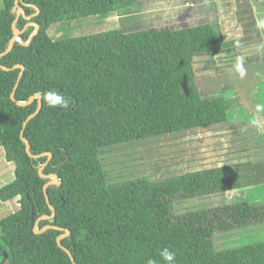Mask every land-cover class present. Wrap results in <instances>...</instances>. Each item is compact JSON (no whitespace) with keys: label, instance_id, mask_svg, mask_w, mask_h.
Instances as JSON below:
<instances>
[{"label":"trees","instance_id":"trees-1","mask_svg":"<svg viewBox=\"0 0 264 264\" xmlns=\"http://www.w3.org/2000/svg\"><path fill=\"white\" fill-rule=\"evenodd\" d=\"M140 1L146 0H2L0 54L14 27L19 34L0 57V148L14 165L0 202L16 199L18 209L0 220V264H164L159 252L165 247L176 253V264H264V241L223 251L212 241L216 233L264 224V202L175 213L177 203L240 189L235 165L107 181L101 149L218 125L239 106L223 95L203 98L195 84L194 58L225 52L207 23L57 41L48 35L52 24ZM51 90L69 98L70 107L49 108L43 93ZM35 94L42 106L23 131L26 151L20 132L38 100L19 102ZM46 162L41 173L58 178L46 189L48 202L43 187L50 180L39 174ZM66 230L60 244L73 261L57 243Z\"/></svg>","mask_w":264,"mask_h":264},{"label":"rangeland","instance_id":"rangeland-1","mask_svg":"<svg viewBox=\"0 0 264 264\" xmlns=\"http://www.w3.org/2000/svg\"><path fill=\"white\" fill-rule=\"evenodd\" d=\"M1 4L2 0H0V6ZM150 4L144 5L142 8L136 7L132 10L133 12L136 11V20H138L136 22H138L139 26L133 24L134 21H130V19L129 22L127 21L128 19L124 20L119 17L103 15L94 18L78 19L70 23L52 24V28L50 27L51 30L49 29L50 34L48 32V35L50 38H60L59 40H61L113 29L133 32L149 28L152 23L156 24L158 28L170 26V24L173 25L172 27L177 28L178 25L188 22V12L183 14L182 7L180 9L179 5H171L169 2H166L160 9V4L156 2H150ZM145 10L150 14L149 16L144 12ZM177 10L179 12L173 18L169 19V15ZM126 18L129 17L126 16ZM123 20L124 27L122 28ZM167 20L168 22H176L166 24ZM194 21L196 22L197 20L195 19ZM59 28L61 30L54 36V32ZM239 49H242V47ZM237 57H242L241 51H233L228 56L223 55L214 58L200 57L193 60V68L196 72L195 84L201 96L207 98L223 95L224 97L236 100L239 106L241 102L245 104H254L257 102L256 105L264 106V64H250V61H243L244 75L241 76L234 68ZM251 61H254V59ZM247 87H255L256 94H259V96L256 94H253L252 97L248 96L246 94ZM239 91H244V93L240 94ZM258 98L262 104L257 101ZM262 110H258V116L263 119L264 108ZM254 119L257 120L256 116H253ZM250 130L251 127L249 125L234 130L232 134L238 138L239 144L229 142L230 138L222 134L228 133L230 135L231 131L229 129L225 131L223 129L217 131L212 128L192 129L106 147L99 151V158L101 159L109 183L121 182L138 177L160 180L178 176L186 172L200 170L214 163L229 162L239 167L242 181L244 182V186L247 187L254 181V175L258 172L257 168L259 167L260 170L264 169V144L261 143V141L264 142V137L262 140H254L249 135ZM220 135L224 136L220 137ZM234 139L232 138V140ZM13 177L14 165L5 160L3 150L0 148V186L11 182ZM251 189L247 190L246 188L242 192L238 191L235 196H232V194L224 196L212 195L180 202L175 205V213L181 214L192 210L211 208L229 204L231 201L236 200H246L248 202L256 198H264V187L262 191L255 188ZM255 195L258 196L256 197ZM16 210V200H10L2 208L0 218L10 215ZM237 236L241 238V235ZM238 237H232L230 239L236 241ZM259 241H264V239ZM223 242L226 241L224 239H218V244L221 245Z\"/></svg>","mask_w":264,"mask_h":264},{"label":"crops","instance_id":"crops-1","mask_svg":"<svg viewBox=\"0 0 264 264\" xmlns=\"http://www.w3.org/2000/svg\"><path fill=\"white\" fill-rule=\"evenodd\" d=\"M186 1L188 0L140 1L131 8L120 10L116 13L108 14V16H114L116 18L119 17L121 19L123 18L124 20L128 19L127 21H129L130 19V21L132 20L134 21L133 24H135L136 26L137 25L139 26L138 22H136L138 21L136 20V16H137L135 14L136 11L135 12L132 11L136 7L142 8L144 7V5H151L150 2H156L160 4V9L163 7V5L166 2H169V4L171 5H177V6L179 5L180 9L182 7L183 12L182 11L181 12L183 14L185 12H188L189 19H188V22L185 23V25L195 26V25L207 23L217 32L222 48L225 49V52L223 54H220L219 56H213V58L220 57L223 55L228 56V54L233 53V51L237 50L239 52L241 51L243 61L245 62L250 61V64H253V63L264 64V0H189L188 2ZM145 2H148V3H145ZM144 12H146L147 16L150 15L147 12V10H145ZM178 12L179 10L173 11L171 15H169V19L173 18L175 14H177ZM98 16H103V15H98ZM126 16H128L129 18H126ZM94 17L96 16H92L88 18H94ZM83 19H86V18H83ZM195 19L197 20L196 22L194 21ZM124 20H123L122 28L124 27ZM168 20L166 21V24L172 22V21L168 22ZM70 22H73V21H70ZM70 22H66V23H70ZM175 22L176 21H173L172 23H175ZM60 24H63V23H60ZM172 26L173 25L170 24V27ZM149 27L158 28L156 24H153V23ZM165 27H168V26H165ZM49 29H48V32L50 34ZM60 30L61 28L57 29L53 35L56 36ZM51 39L53 41H57L60 38H57V39L51 38ZM240 47H242V49H239ZM196 58H200V57H196ZM253 59L254 61H251ZM239 92L240 94L244 93V91L243 92L239 91ZM256 93L257 92L255 91V87L246 88V94L248 96L252 97V95ZM256 95L259 96V94H256ZM228 99H231V98H228ZM257 101H259L262 104L259 98ZM256 104L257 102L254 104L253 103L245 104L244 102H241L238 108L230 109L228 111L227 120L225 122L218 124V125L206 126V127H201L197 129H211L212 128L217 131L221 129H223L224 131L229 129L231 131L230 135H228V133H222V134H225L226 137L230 138L229 142L233 144L236 142L239 144L240 142L238 138L234 137L232 133H234V130L238 128H244L249 125L251 127L249 135L254 140H257V139L262 140V138L264 137V118L262 119L258 116L259 112H258ZM261 111L263 110L261 109ZM253 116L254 117L256 116L257 120L255 119L253 120ZM223 136L224 135H220V137H223ZM232 138H235V139L232 140ZM261 143L264 144V142L262 141ZM222 165H234V164H230L229 162H224V163L218 162V163H214L209 166H205V168L222 166ZM235 166H236V172L238 173L239 178L242 180L241 175L239 173L240 172L239 167L237 165ZM257 169H258V172L256 173V175H254V181H252L250 185L245 187L244 182L242 181V187L238 190H235L236 192L229 191V192H225L219 195L224 196L227 194H232V196H235V194L238 191L242 192L246 188L247 190H252L251 188H255V189H260V191H262L264 187V169L260 170L259 167ZM255 196L257 197L258 195H255ZM238 202H246V200L231 201L229 204H234ZM248 202L251 204L261 203V202H264V198L263 199L256 198L254 200H249ZM6 203L7 202L5 203L0 202V217H1L2 208L6 206ZM17 209H18V205H17ZM1 219L2 218H0V220ZM237 235H241V238L238 237ZM232 237H238V239L234 241L230 239ZM218 239H224L226 242H223L220 245L218 244ZM261 239H264V224L252 226L248 228H243V229H238V230H233V231H228V232L216 233L214 234L212 241H213V245L216 251H223V250L240 247V246L247 245V244L261 242L259 241Z\"/></svg>","mask_w":264,"mask_h":264},{"label":"water","instance_id":"water-1","mask_svg":"<svg viewBox=\"0 0 264 264\" xmlns=\"http://www.w3.org/2000/svg\"><path fill=\"white\" fill-rule=\"evenodd\" d=\"M17 18H18V15H17V17H16V20H17ZM16 20H15V22H16ZM15 22H14V23H15ZM38 29H39V26L35 24V32H37ZM14 32H15V36H14L13 39L11 40L8 49H7L5 52L1 53V54H0V57H1L2 55H4V54L8 53V52L10 51L11 47H12L13 42H14L15 40L18 39L19 30L16 29V28L14 27ZM19 67H20V69H21V72H20L19 75H18V78H17L16 84H15L14 89H13L11 95H10V97H11L12 100H14V92H15L17 86H18V82H19V79H20V77H21V75H22V71H23V67H22V66H19ZM34 99H37V100H38V106H37L36 110H35L31 115H29V116L27 117V119L24 121V123H23V125H22V130H21V132H20V137H21V140L25 143L26 151H29V143H28V141L24 138V136H23V131H24V129H25L27 123H28L31 119H33L36 115H38V113L40 112V109H41V106H42V103H41V96H40L39 94H35V95H33L32 97H30V99H29L27 102H19V105H20V106H26V105H29ZM46 155L48 156V160H49V158L51 157V154L48 153V154H46ZM30 156H32V155H30ZM40 156H42V155H40ZM32 157H37V156H32ZM47 162H48V161H47ZM47 162L44 163V164L42 165L41 169L39 170V174H40V176H41L42 178H48V179L50 180V181L47 182V183L44 185V187H43V191H44V193H45V197H46V200H47V202H48V197H47V194H46V189H47L50 185L57 184V183H58V178H57V176L54 175V174H53V175H48V176H46V175H43V174L41 173L42 169L46 166ZM49 208H50V210H52V212H54L53 207L50 206ZM53 215H54V214H53ZM53 215H52V216H53ZM47 218H48V217L46 216V217L40 218L39 220L47 219ZM49 228H50V226H46V227H44L41 231H39L38 233H40V232H42V231H45L46 229H49ZM36 232H37V231H36ZM68 234H69V231L66 230V231H65V234H63V235H61V236H59V237L57 238V243H58L59 247H61V248L67 253V255L69 256V258L71 259V261H73V258H72V256H71L70 252H69L66 248L62 247L61 244H60V240H61L62 238H64L65 236H67Z\"/></svg>","mask_w":264,"mask_h":264},{"label":"clouds","instance_id":"clouds-1","mask_svg":"<svg viewBox=\"0 0 264 264\" xmlns=\"http://www.w3.org/2000/svg\"><path fill=\"white\" fill-rule=\"evenodd\" d=\"M234 68L235 71L238 72L241 76L244 75L243 57L236 58ZM43 101L49 108L60 110L68 109L71 103L69 98H66L63 94L56 90H51L43 93ZM262 108H264V106L257 105L258 110H261ZM159 256L164 264H176V253L170 251L167 247L160 250ZM148 264H156V262L153 260H149Z\"/></svg>","mask_w":264,"mask_h":264}]
</instances>
